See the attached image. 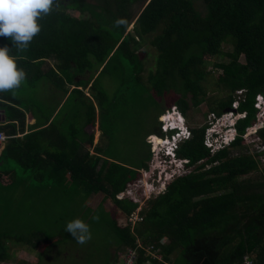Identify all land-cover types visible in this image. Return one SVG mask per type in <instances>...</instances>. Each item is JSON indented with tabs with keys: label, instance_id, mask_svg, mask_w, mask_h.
<instances>
[{
	"label": "trees",
	"instance_id": "1",
	"mask_svg": "<svg viewBox=\"0 0 264 264\" xmlns=\"http://www.w3.org/2000/svg\"><path fill=\"white\" fill-rule=\"evenodd\" d=\"M196 1L63 0L59 9L38 21L42 30L27 50L12 49L11 40L0 37V47L12 49L26 72L19 89L0 92L6 121L0 123V132L8 137L0 152V177L10 179L0 181V195L8 188L17 193L12 205L0 202L3 222L9 216L24 217L25 205L32 209L44 204L49 218L56 205L72 208L78 196L84 203L95 194L108 199L126 220L137 204L116 197L133 184L139 170L148 168L150 144L145 138L161 135L156 118L169 108L160 101L172 92V104L183 121L189 108L205 100L202 83L208 72L203 59L220 56L221 45L228 43L226 61L214 64L220 70L214 87L224 97L214 100L208 111L214 119L224 110L243 115L231 126L233 139L211 150L204 143L209 124L188 129L180 122L182 141L174 156L184 161L185 173L146 201L137 213L139 222L121 228L111 219L108 227L118 249L133 247L136 241L157 249L158 260L140 252L137 264H242L244 255L264 264V123L250 137L258 142L257 151L249 154L242 147L244 133L256 121V104L264 102V0H200L203 14ZM118 18L126 19L127 26L114 27ZM151 34L147 43L154 50L153 68L143 81L138 51ZM46 62L50 64L43 66ZM103 75L115 85L111 95L100 85ZM37 86L47 92L43 100L48 105L30 95L22 101L23 89L35 94ZM150 111L156 114L154 125L136 147V154L143 153L141 160L135 167L118 162L106 150L114 140V127L126 119L137 124L138 115L144 122ZM24 112L34 120L32 128L20 139L12 138L23 132ZM95 123L104 142L96 143L89 155L77 140L86 125ZM84 142L91 147L92 135ZM1 225L0 242L8 237ZM13 238L35 249L50 236L40 226H30L18 229Z\"/></svg>",
	"mask_w": 264,
	"mask_h": 264
},
{
	"label": "rangeland",
	"instance_id": "2",
	"mask_svg": "<svg viewBox=\"0 0 264 264\" xmlns=\"http://www.w3.org/2000/svg\"><path fill=\"white\" fill-rule=\"evenodd\" d=\"M195 4L199 5L198 12L203 14V7L200 0H197ZM67 13L75 17L80 16L78 13L72 11H68ZM131 27L132 26L129 25L127 31H129ZM153 35L154 34H151L145 37L138 51V58L142 59L143 64L139 76L143 81H145L148 71L153 68L154 50L147 43ZM230 49L231 47L228 43L222 44L220 48L222 54L220 56L217 55L203 59V68L205 72H208H206L208 75L202 83L205 90V100L196 108L191 107L186 111V116L181 122L188 129L205 126L212 120L211 113L208 111V106L212 105L214 100L224 97V93L216 90L214 87L215 78L220 73V70L216 69L214 64L226 61L223 53L230 51ZM239 61H243L242 57L239 58ZM49 64L50 62H46L43 66ZM42 68L45 69L46 67ZM100 85L107 95H111L115 89V85L108 75L102 76ZM36 89L37 91H35V94H30L27 92V89H23L24 92L20 95L22 101L30 95L33 96L34 100H39L43 105H48L46 100H43L47 92L43 91L42 87L38 90L37 86ZM238 93L239 92H237V94ZM174 98L175 96L172 92L165 94L163 100L160 101L161 107H165L166 104H169L168 110L172 109V111H177L172 104ZM235 104L236 103H234V105ZM163 112H165V110ZM223 112L222 116L213 120L214 123L211 125L210 132L217 133L220 136L222 135L224 141H229L232 138L231 125L236 116L231 112H227V110ZM155 115L154 111H150L144 122L139 120L143 118L138 115L137 117L139 118L135 119L137 124H133L134 121L130 119H126L123 123H118L112 131L114 140L106 147L109 154L118 160V162L133 167L137 166L143 153L142 155L136 154V147L142 146L141 139L154 125ZM156 121L158 122V117ZM250 133H252L251 130L244 133L243 137L246 144L245 146L241 145L249 154H252L257 151L258 142H250V137L253 136ZM133 135L134 137L132 138ZM149 138L150 136L145 138L146 142L149 141ZM150 143V158L146 163L148 167L147 170H139V172H137L138 177L134 180L133 184L127 185L125 190L116 197L117 199H126L135 202L137 206L133 213H136L137 209H142L148 199H151L156 196L158 192L162 191L167 182L180 176L182 172H185L180 161L167 163L165 161L166 159L158 153L161 146H164V143L154 145L152 140H150ZM143 149L145 150V147ZM233 151L235 152L236 150ZM259 159L261 160V157ZM162 161L163 163H161ZM262 162L264 163V161ZM190 169H192V167ZM0 180L3 184L9 181L4 175L0 177ZM12 186H14L13 189L19 190L15 184ZM17 186H19L21 190H24L20 187H23L22 184L20 185V183H18ZM4 193L5 196L0 195V202H10L12 205V202L15 200L13 196L16 197L17 193L13 192L12 195L9 188L8 191L4 190ZM62 199L63 198H61V200ZM75 199L77 204L72 208L59 207V205H56L57 207L53 209V214L49 215V218L44 216V204L41 205L39 202L32 206L33 210L29 205H25L23 208L25 216L17 220L9 216L8 219L3 222V218H0V225L2 224L1 228L8 233L7 239H2L0 242V252L5 255V258L0 259V264H37L38 259H40L39 264H104L106 262L110 263L114 257L119 256L124 250L123 248H117L116 239L109 230L108 222L112 219L123 228L124 222L126 221L123 215L117 211L108 199H103L101 194L91 195L84 203L82 200H79L80 196ZM25 201L26 198H24L23 204ZM55 202L57 203L56 199ZM1 206L0 204V207ZM97 215L99 216L98 222L92 219L93 216ZM76 218H81L90 226L91 240L86 244L77 243V241L65 231L67 222ZM30 226H40L41 229L46 231V234L50 236L47 244L40 242L35 249H32L24 243L25 240L17 242L13 238V234L18 229L24 227L27 229ZM44 246L46 247L44 252L39 255L38 252H40Z\"/></svg>",
	"mask_w": 264,
	"mask_h": 264
},
{
	"label": "clouds",
	"instance_id": "3",
	"mask_svg": "<svg viewBox=\"0 0 264 264\" xmlns=\"http://www.w3.org/2000/svg\"><path fill=\"white\" fill-rule=\"evenodd\" d=\"M62 3L63 0H0V37L10 39L13 44L12 49L15 48L17 51L27 50L34 37L42 30V26L38 21L49 15L54 7L59 9ZM127 24L126 19L118 18L114 22V27H126ZM12 49L7 45L0 47V92L19 89L26 79V72L18 66V57L12 54ZM164 114L165 112L157 116L161 135L148 136L169 141L172 140L171 138H175L174 144L178 146L182 141L179 136L180 123L177 119H161ZM208 128H211V125ZM210 139L218 147L227 145L231 141V139L224 141L222 135L220 136L214 132H210ZM167 147V145L161 146L158 153L162 155ZM92 219L98 222L99 216H93ZM65 231L79 244H86L91 240L90 226L81 218L67 222Z\"/></svg>",
	"mask_w": 264,
	"mask_h": 264
},
{
	"label": "built area",
	"instance_id": "4",
	"mask_svg": "<svg viewBox=\"0 0 264 264\" xmlns=\"http://www.w3.org/2000/svg\"><path fill=\"white\" fill-rule=\"evenodd\" d=\"M260 103H262V105H260ZM256 107L258 109L257 114H256V121L250 128H248L246 130V131L251 130L252 133H250V134H253L257 129L261 128L263 126V123H264V102H258L256 104ZM161 119H166V120L177 119L179 121V123L181 122V119L177 115L176 111L175 110L172 111V109L170 111H165V114L162 115ZM7 138L8 137L6 135H4L2 132H0V152L2 151L3 146H4ZM153 139H155V137L150 136L148 143L151 144L150 140H153ZM171 139L172 140H170V141L167 139H163V140L157 139L159 141L157 144L164 143V145L168 146L167 148H165L164 152L162 153V156L167 158V159L164 158V159H166L165 161L167 163H170V162L175 163L176 161H180L182 164V167H183L184 161L183 160H176V158L174 156V152L172 151L176 146L174 144L175 138H171ZM152 143H153V141H152ZM204 143L207 147H210L211 150H215L218 148V145L213 144V142L210 139V128H207L205 131ZM161 163H163V161ZM141 171H143V170H141ZM183 173H185V172H182V174ZM182 174H180V175H182ZM165 186H164V188H165ZM164 188H163V190H164ZM162 191H160L158 193H161ZM139 210L140 209H137L136 213H132L126 218V221L124 222V226L126 224L133 226L136 222H139L141 220L137 214ZM159 243L163 244L164 240L161 239ZM140 252H141L142 257H147L151 260H158L159 259V256L157 255V249H155L152 245L143 246L140 244V242L136 241L133 247L126 248L123 252L120 253L119 256H117L118 260L114 264H137V261H138L139 256H140ZM143 264H149V261L146 260L145 262H143ZM242 264H254V263H253L252 258L249 255H244L242 257Z\"/></svg>",
	"mask_w": 264,
	"mask_h": 264
},
{
	"label": "crops",
	"instance_id": "5",
	"mask_svg": "<svg viewBox=\"0 0 264 264\" xmlns=\"http://www.w3.org/2000/svg\"><path fill=\"white\" fill-rule=\"evenodd\" d=\"M86 91H84L85 93ZM86 94V93H85ZM87 95V94H86ZM62 102V101H61ZM25 120H24V127H23V132L22 133H18L16 132V134L14 136H11L12 138H18L20 139L23 135H25L27 132H29V130L32 128L30 127L33 123L34 120L32 119V117L30 116L29 113H25ZM5 118L3 116V114H0V123L5 124L6 121H4ZM45 127V126H44ZM42 127V128H44ZM41 128V129H42ZM92 135V146L91 147H87L85 145V140L87 138V136H91ZM47 136V135H46ZM79 143L81 142V150H87L89 155H92V148L96 143H100V142H104V139H100V133L97 130L96 127V123L94 124V126L91 125H86L82 131L79 133V140H77ZM6 142V141H5ZM102 144V143H101ZM7 178V177H6ZM66 182H69V178H68V174L66 175ZM9 179V178H8ZM10 180V179H9ZM1 181V180H0ZM8 183V182H7ZM16 199V198H14ZM15 201V200H14Z\"/></svg>",
	"mask_w": 264,
	"mask_h": 264
},
{
	"label": "bare ground",
	"instance_id": "6",
	"mask_svg": "<svg viewBox=\"0 0 264 264\" xmlns=\"http://www.w3.org/2000/svg\"><path fill=\"white\" fill-rule=\"evenodd\" d=\"M233 114H234V113H233ZM234 115H235V114H234ZM211 116H212V115H211ZM235 116H236V118H235V120H236L237 118H241L243 115H235ZM213 120H215V119H214V117L212 116V120L208 122L209 126L212 125V124L214 123ZM235 120H234V121H235ZM234 121H233V123H234ZM226 123H227V122H226ZM233 123H232V125H233ZM232 125H231V126H232ZM250 127H251V126H250ZM250 127H249V128H250ZM247 129H248V128H247ZM254 133H255V132H254ZM233 137H234V132H233V130H232V138H231V140L233 139ZM261 148H262V147H261ZM176 160H179V159H176Z\"/></svg>",
	"mask_w": 264,
	"mask_h": 264
},
{
	"label": "water",
	"instance_id": "7",
	"mask_svg": "<svg viewBox=\"0 0 264 264\" xmlns=\"http://www.w3.org/2000/svg\"><path fill=\"white\" fill-rule=\"evenodd\" d=\"M0 114H2V111L0 110Z\"/></svg>",
	"mask_w": 264,
	"mask_h": 264
}]
</instances>
